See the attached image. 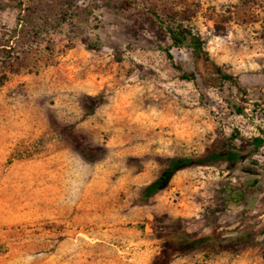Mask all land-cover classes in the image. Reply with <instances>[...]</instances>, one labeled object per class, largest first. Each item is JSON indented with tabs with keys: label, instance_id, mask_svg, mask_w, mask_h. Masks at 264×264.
I'll return each instance as SVG.
<instances>
[{
	"label": "rangeland",
	"instance_id": "obj_1",
	"mask_svg": "<svg viewBox=\"0 0 264 264\" xmlns=\"http://www.w3.org/2000/svg\"><path fill=\"white\" fill-rule=\"evenodd\" d=\"M177 24L235 81L169 59ZM262 131L264 0H0V264H149L168 218L209 237L168 264H264Z\"/></svg>",
	"mask_w": 264,
	"mask_h": 264
},
{
	"label": "trees",
	"instance_id": "obj_2",
	"mask_svg": "<svg viewBox=\"0 0 264 264\" xmlns=\"http://www.w3.org/2000/svg\"><path fill=\"white\" fill-rule=\"evenodd\" d=\"M166 33L171 39V44L165 48L166 56L169 59H172V53L170 51L171 47L180 49L183 46H188L192 53L196 72L201 78L204 79V72L207 69H211L219 78L235 81L232 75L222 72L221 69L210 60L207 52L203 48L201 38L190 29L177 24L175 26L167 27ZM237 110L241 112L242 108H237ZM250 144L254 149L264 146V131L261 132V135L253 136L250 139ZM240 155L241 154L238 149L233 146L225 145L220 148L209 150L198 157H169L166 159V162L161 167L156 177L139 190V199L145 201L152 195L164 190L168 186L175 172L179 169L193 165H207L210 161L219 159L229 163H234ZM162 217L166 218L167 216L160 215L156 216L155 219L157 222H160ZM163 225L165 226V230L161 232L163 236V249L159 254L153 257L149 264H168L171 257L176 252H190L201 248L209 239V237L204 234L188 232L182 229L179 219L168 218Z\"/></svg>",
	"mask_w": 264,
	"mask_h": 264
}]
</instances>
